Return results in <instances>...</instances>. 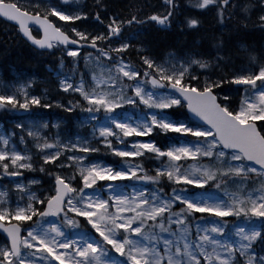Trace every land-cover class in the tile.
Returning <instances> with one entry per match:
<instances>
[{
    "label": "rangeland",
    "instance_id": "374dc122",
    "mask_svg": "<svg viewBox=\"0 0 264 264\" xmlns=\"http://www.w3.org/2000/svg\"><path fill=\"white\" fill-rule=\"evenodd\" d=\"M199 1L200 4L207 5L215 2V7L218 9H223V4L231 3L229 14L238 7L237 4L229 0ZM19 3L25 9L31 10H34L32 6L39 8L43 6L42 9L45 12L43 10L42 13L47 15L55 13L64 20H74L84 16L81 0H19ZM67 3L68 5L65 6L64 4ZM113 21L115 25L119 23L114 19ZM73 31L81 40L90 39L92 42L104 45L103 55H109L111 49L125 50L131 46V41L138 37L135 33L120 41L115 40L104 44L105 35L103 34H95L77 28H74ZM196 39L198 42V38ZM239 41L241 40H236V46ZM138 49L146 50L143 44H138ZM167 51L168 49H166ZM77 52L76 49H67L68 54ZM188 52L190 53L184 55L168 52L161 60L145 55L144 61L153 66L159 76L167 81L173 80V82L190 86L189 79H200L203 85H214L213 81L207 77L203 78V82L196 71V67L200 66L203 61L199 52L193 50ZM204 54L206 53L204 52ZM87 56L90 57V55ZM236 56L239 55L236 54ZM212 59L215 63V59ZM118 68L124 75L131 78L138 74V71L124 60L119 61ZM237 68L234 71L236 81L251 79L264 82V67L255 70L242 63ZM36 80L34 75L15 72V78L10 80L11 82L0 81V101L12 102L11 108H14L15 111H9L10 115L20 116V118L12 120L15 126H0V166L2 167L0 172V219L4 221H9L12 218L22 219L33 210H37L36 201L40 200L38 190L44 191L45 189L39 174H46L45 164H47L53 169L55 175L63 177L72 185L77 179V173L81 176L84 188L78 199L70 198L68 200L67 208L71 212H78L79 215L88 217L103 237L113 243L121 252L123 243L115 229L122 228L129 231L131 234L129 259L138 264H161L164 258L168 264H199L200 258L204 260L205 264H264V239L260 236V228L249 226L251 222H247V226L244 221H238L232 225V230L226 233V226L212 219L207 224H195V227L189 231L193 235L184 232L181 227L172 233L162 234L161 246L149 244L140 235L141 225L136 224L135 218L140 214L145 218H155L167 209V202L163 197L152 201L151 196L147 195L149 193L146 192V188L142 186H129L128 189L120 186L122 185L121 181L118 182L120 179L131 177L140 171L136 166L125 164L126 166L118 168L92 158L93 151H96V146H98L94 144V141H101V145H105V147L112 145L109 138L112 134H116L118 128L121 129L124 136L116 138V141L122 142L129 135H147L156 125L162 129L201 134L206 138L198 144L171 143L165 149H161L160 146L148 139L132 140L129 144L114 147V150H110L109 153H117L122 157L139 155L144 150L156 151L162 155L166 153L170 163L162 165L163 163L160 162L161 165L156 167L159 173L168 174L169 171H172L179 180H186L198 185L212 179L216 172L215 169L207 170L199 162L189 163L185 172L179 170L178 161L182 158L211 155L213 152L221 154L223 151L211 130L191 125L189 121L176 122L163 111L165 106L178 102L174 95L146 88L142 81H137L134 90L141 100L155 109L152 108L153 110L149 113L141 110H138L136 114L124 113L120 117L115 116L112 112L104 111L102 112L103 117H99V120H96L98 113H93L88 117L75 119L71 126L59 115L46 113V116H32L29 114L30 103L45 105L41 102L42 99L50 101V97L44 93L45 90L37 92L33 88V83ZM184 80L187 82L182 83ZM67 87V81H64L62 88L66 89ZM226 94H221V97L225 99L228 95ZM113 96L112 92H108L93 94L89 99L98 104L103 103L105 108H112L114 106V102L111 101ZM256 97L254 100H248L242 106L235 107V113L240 119L260 120L264 118V86L256 92ZM46 104L48 105V103ZM56 104L63 107L60 102H56ZM2 105L3 102H0V113L5 110ZM225 105L228 106L227 101ZM232 158L235 171L258 170L257 167L244 165L240 161L238 153H234ZM64 168H68V170ZM225 170L223 169V171ZM25 171L31 175H38L31 177L29 174L26 177ZM16 174L19 176L11 179ZM233 182L237 183V188H241L240 182L236 178L233 179ZM9 186H12L14 196H11ZM101 189L105 191V194L100 191ZM223 193L227 198L216 194L188 198L182 197L179 193H175L174 197L177 200L184 199L192 209L219 214L233 212L234 206L238 212L249 210L262 212L264 209L262 191L247 193L242 197L240 194L230 193L228 189H225ZM45 195L51 196L49 193ZM70 217L68 214L64 215V219L69 222L71 221ZM56 222L55 224H57ZM25 230L27 234H24L23 246L30 250L43 249L44 251L41 253L44 257L37 252H33L29 256V252L26 251L24 252L26 257L19 259L24 261V264H123L118 259L108 260L102 256L98 245L93 240L86 241L87 244L80 237L68 239L50 232L46 227ZM1 257L8 261L12 257L8 242L3 237H0ZM1 262L0 260V264Z\"/></svg>",
    "mask_w": 264,
    "mask_h": 264
},
{
    "label": "trees",
    "instance_id": "16d2710c",
    "mask_svg": "<svg viewBox=\"0 0 264 264\" xmlns=\"http://www.w3.org/2000/svg\"><path fill=\"white\" fill-rule=\"evenodd\" d=\"M190 3L191 0H81L82 7L86 9L87 18L82 22L78 20L75 23L92 31L106 30L108 36L117 39L123 38L128 32L143 28L144 31L140 33V39L133 41L132 46L137 43L143 44L144 48L147 49L146 53L157 59L164 55L166 49H174L177 52L186 50H197L199 52L196 48L198 45L196 38H199L201 42L199 47L202 48L203 52L209 56H220L230 65H235L236 67L241 63L254 65L260 61V57L264 54V21L258 20L254 13L251 14L249 12L248 4H246L243 18L235 19V14V18L230 14L231 19L228 18L227 20L232 22V24L225 31L221 32V28L218 29L216 14L211 13L209 16H203L201 13H196L200 16L195 19L198 23L197 26H194V28L188 27L184 32H181L180 27L177 25V9L183 14L179 18L184 20L186 15L192 14L190 13L192 12L190 11L192 7H189ZM250 5L253 4L250 3ZM42 8L41 10L43 11L44 9ZM110 15L120 18L122 23L118 26L110 25L108 22ZM236 40L244 41L247 49L240 50L235 45ZM236 54L239 56H236ZM95 55L99 58L89 59L87 56L82 55L77 58H71L68 61L61 47L49 51H39L28 44L16 26L0 19V78L12 80L14 78V70L21 73H36L38 75L37 78L41 81L38 86L46 88L53 100H59L62 104H67L74 108V111H69L53 104L50 108L43 109V111H53L52 114L60 113L70 124L75 113L82 116L94 111L101 112L100 110H102L103 106L89 101L88 95L93 92L108 91V78L114 81V84L110 87L118 90L123 86L126 94H133L132 83L134 80L123 75L118 69L116 53L113 52L110 58L104 57L100 53ZM122 55L133 67L139 70V77L144 78L147 66L143 63L142 53L137 51V47L128 48ZM226 66L229 68L228 65ZM55 70L56 72L61 70V75L69 74L73 77L74 82L70 88H60L59 78L54 77ZM226 71L228 70L225 67L222 72L217 73L216 71L215 74H211L219 76V80L224 82L223 77ZM96 75L98 76V81L102 80L100 84H97L96 81L92 83L93 77ZM227 77H230V75H227ZM79 80L84 84L81 91L74 88ZM191 81L203 88L200 79ZM222 88L225 90L224 86L220 84L215 89L221 90ZM134 98L135 102H129L124 107L115 106L113 111L117 112L120 109H128L129 106L132 108L141 104L136 96ZM227 99L231 101L232 98L229 96ZM36 110L32 109V113L34 114ZM5 112L0 113V118L3 119L7 116ZM169 112L179 117H186L184 107L181 105L173 107ZM151 136L154 140L163 143L170 138H175L176 134L154 132ZM100 148L102 151L97 153V156L113 161V158L105 151V148L104 150L102 146ZM45 173L46 175H42L55 177L53 169L48 167L47 164H45ZM167 178L171 179L170 177ZM151 179L155 185L165 192L172 188L182 187L176 181L171 182L165 179L158 182L152 177ZM185 212L188 220L195 217L186 210ZM37 214V212L32 214L27 223L31 222L38 225ZM75 219L79 228L84 227L82 221L76 217ZM44 221L45 219L42 222ZM152 223L155 222L149 221L148 225ZM65 228L69 229L67 225ZM15 264H17L16 259Z\"/></svg>",
    "mask_w": 264,
    "mask_h": 264
},
{
    "label": "water",
    "instance_id": "95a60500",
    "mask_svg": "<svg viewBox=\"0 0 264 264\" xmlns=\"http://www.w3.org/2000/svg\"><path fill=\"white\" fill-rule=\"evenodd\" d=\"M0 16L16 23L20 26L22 33L37 46L49 47L51 41H59L63 44L80 45L78 42L71 40L67 34L55 27L47 18L39 15H31L17 9L13 4L0 3ZM29 25L39 27L44 34L42 45L31 38ZM82 46V45H80ZM151 82L158 87L162 84L152 78ZM172 91L176 92L185 102L188 103V110L191 115L202 123L213 127L222 145L229 150H241L245 157L252 162H257L264 167V140L257 132L255 125L242 124L235 117L224 112L218 105L215 96L210 91L197 92L187 90L177 85H170ZM58 193L54 202L50 201L45 214L56 215L62 211V204L72 190L67 187L61 180L57 183ZM0 231L10 240L11 248L15 254H18L20 239V227L13 225L5 226L0 223Z\"/></svg>",
    "mask_w": 264,
    "mask_h": 264
},
{
    "label": "bare ground",
    "instance_id": "6f19581e",
    "mask_svg": "<svg viewBox=\"0 0 264 264\" xmlns=\"http://www.w3.org/2000/svg\"><path fill=\"white\" fill-rule=\"evenodd\" d=\"M248 7V6H247ZM194 51H197V50H194ZM154 57V56H153Z\"/></svg>",
    "mask_w": 264,
    "mask_h": 264
}]
</instances>
